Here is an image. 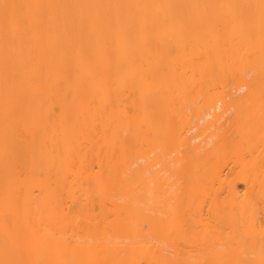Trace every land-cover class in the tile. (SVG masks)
I'll use <instances>...</instances> for the list:
<instances>
[{
    "label": "bare ground",
    "instance_id": "6f19581e",
    "mask_svg": "<svg viewBox=\"0 0 264 264\" xmlns=\"http://www.w3.org/2000/svg\"><path fill=\"white\" fill-rule=\"evenodd\" d=\"M0 264H264V0H0Z\"/></svg>",
    "mask_w": 264,
    "mask_h": 264
}]
</instances>
